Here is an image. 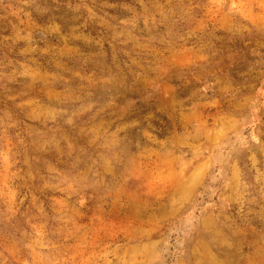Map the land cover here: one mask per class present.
<instances>
[{
	"label": "rangeland",
	"instance_id": "obj_1",
	"mask_svg": "<svg viewBox=\"0 0 264 264\" xmlns=\"http://www.w3.org/2000/svg\"><path fill=\"white\" fill-rule=\"evenodd\" d=\"M0 264H264V0H0Z\"/></svg>",
	"mask_w": 264,
	"mask_h": 264
}]
</instances>
